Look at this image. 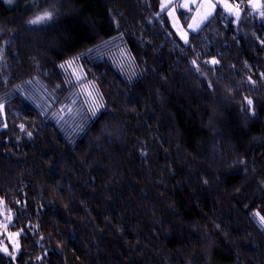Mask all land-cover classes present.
I'll return each mask as SVG.
<instances>
[{
	"label": "trees",
	"instance_id": "obj_1",
	"mask_svg": "<svg viewBox=\"0 0 264 264\" xmlns=\"http://www.w3.org/2000/svg\"><path fill=\"white\" fill-rule=\"evenodd\" d=\"M46 8L54 22L27 24ZM233 19L219 7L186 45L160 0H0V198L25 230L15 264L45 251L44 264H264L250 215L264 207V22ZM77 55L105 103L92 119L59 66Z\"/></svg>",
	"mask_w": 264,
	"mask_h": 264
},
{
	"label": "snow or ice",
	"instance_id": "obj_2",
	"mask_svg": "<svg viewBox=\"0 0 264 264\" xmlns=\"http://www.w3.org/2000/svg\"><path fill=\"white\" fill-rule=\"evenodd\" d=\"M6 4H13L14 0H4ZM191 5H195V12L191 17V22L188 23V29H190L193 32L201 31L202 25L207 26V23H211L210 18L214 16V13L217 12L218 6L223 9V13H225L228 17H233L232 23L239 25V22L241 21L244 14H247L248 16H256L260 18L262 21H264V0H247L246 5L243 7L242 0H183L181 3H176L175 0H160V11H167L168 16L171 18L172 27L175 29L176 34L179 35L180 39L184 42V44H189V34L179 23V20L176 16V9L177 8H183L186 9L188 12H192L193 9ZM111 11V10H110ZM122 15V14H121ZM157 16H159V13H156ZM57 17V11L54 8H46L42 11H37L36 14L32 17H30L27 20V24L29 26H35V25H49L52 22L56 20ZM113 22L116 24L117 28H119V21L116 19L115 16H113ZM122 35V34H121ZM171 35V33H169ZM256 34L253 33V36ZM116 38L114 37L113 40ZM259 39V38H258ZM262 44H264V40L260 41ZM5 43H8V41H5ZM105 44L110 43L109 41H105ZM99 49V46H97V50ZM89 52H92L93 49H89ZM4 55V48L0 47V59H3ZM121 55H124V51L121 50ZM199 56L200 53L196 54V59H192L190 63L193 65V67L196 69L197 72L202 73V70L199 65ZM80 59V55H77L76 57H73L72 59H69L65 61L64 63L60 64L59 66L61 68H72L75 65V61ZM134 60V58H131ZM205 64H211L213 66L218 65L220 63V60L216 57H212L210 60L204 61ZM82 67V66H80ZM245 67H248L247 64H245ZM73 75H76L77 82L79 83L83 76L82 74H77L76 71L73 72ZM261 79H264V73H260ZM132 79V76H129V80ZM248 81L254 86L256 84V81L252 80V78L249 76ZM31 83V81H29ZM82 87H87L88 89H91L88 91V95L90 97L93 96V90L95 91V98L92 100V104L89 107V112L91 113L92 117H96L97 113L100 112L101 109L105 108V103L103 100V95L99 92L96 85L92 82H89L87 86L81 85ZM19 87V86H17ZM209 88L212 87L211 83L208 85ZM132 101L129 100V103ZM4 105L0 103V112L3 111ZM241 110L247 112L250 118H255L257 116L256 111V101L251 98L250 96H244L242 99L241 104ZM4 127L7 128V124H4ZM19 128L22 132H27V136L29 138L32 137L33 133L31 131L26 130V126L24 124H20ZM79 131H83V126L78 127ZM107 135L110 137L112 135L111 132H108ZM19 139V138H18ZM261 143H264V138H261ZM145 148H142L140 151V155L142 157H147L148 152L145 150ZM240 165H244V171L247 172V161L244 159H241L237 162ZM252 171L254 172L255 169L253 168ZM202 183L204 185H208L209 181L208 179H203ZM261 189L264 190V180L260 181ZM3 198H0V206L4 205ZM19 203V201H17ZM246 209H248L250 206L245 205ZM8 215L5 218V222H0V228L4 229L5 231L8 228V222L11 221V209L8 210ZM0 214H3L2 211H0ZM250 215L252 219L258 224L260 229L264 231V207H257L254 209H251ZM34 228H38L39 225L33 226ZM220 226L217 225V228ZM24 229L21 228L17 232H9L8 233V240L10 242L9 245L5 244L3 240H0V253H2L5 257H8L12 264H15L18 255L21 252V244L19 241V237L22 233H24ZM44 239L43 236L40 237V240H38L36 243L40 245V241ZM59 247V245H58ZM48 255V252L45 251L43 255L37 256L35 259L39 264H44L45 257Z\"/></svg>",
	"mask_w": 264,
	"mask_h": 264
},
{
	"label": "rangeland",
	"instance_id": "obj_3",
	"mask_svg": "<svg viewBox=\"0 0 264 264\" xmlns=\"http://www.w3.org/2000/svg\"><path fill=\"white\" fill-rule=\"evenodd\" d=\"M15 1V0H14ZM176 3H181L183 2V0H175ZM9 5V4H7ZM191 7L193 8V11L191 12L190 16L188 17V22L185 23V20L180 18V14H179V10H183L185 12H188L186 9L183 8H177L176 9V16L179 20L180 25L182 26V28H184V30H186L187 32L191 31L190 29H188V23L191 22V17L195 12V5H191ZM219 8V6H218ZM169 17V16H168ZM186 17V16H185ZM169 19L171 20V18L169 17ZM260 19V18H259ZM261 20V19H260ZM264 22V21H263ZM172 24V23H171ZM174 29V28H173ZM175 30V29H174ZM179 36V35H178ZM72 59V58H71ZM65 71L70 75V78H72V80L74 81V84L76 85V87L78 88V93L77 95H79V103L81 104L82 109L86 110L85 111V115L87 119H92L94 117L91 116V113L89 112V107L92 104V100L93 98H95V91L93 90V96L90 97L88 95V91L91 89H88L87 87H82L81 85L87 86L89 82H91L90 80L87 79V77H85L84 75V69L83 66L80 67V63H78V61H75V65L72 68H68L65 67L64 68ZM76 71L77 74H82L83 79L78 83L77 79H76V75H73V72ZM93 83V82H92ZM77 100V98H75ZM83 99V101L81 100ZM78 102V101H77ZM76 102V103H77ZM0 211L3 212V214H0V222H5V218L6 216L9 214L8 213V208L6 207V205L4 204L3 206H0ZM11 216L13 219V214L11 212ZM11 219L10 222H8V228L5 231L4 229L0 228V240H3L5 242V244L9 245L10 247V242L8 240V233L9 232H17L19 230L11 229V225L13 224V220ZM19 239V238H18Z\"/></svg>",
	"mask_w": 264,
	"mask_h": 264
}]
</instances>
